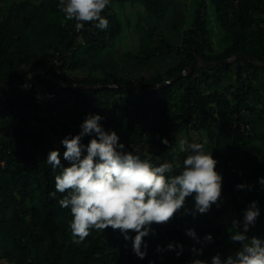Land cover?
<instances>
[{"label": "trees", "instance_id": "trees-1", "mask_svg": "<svg viewBox=\"0 0 264 264\" xmlns=\"http://www.w3.org/2000/svg\"><path fill=\"white\" fill-rule=\"evenodd\" d=\"M56 3L0 0V94L10 95L11 106L0 102V261L190 264L188 249L194 242L184 234L186 228L201 238L213 235L215 243L198 257L210 261L217 252L227 256L235 250L237 245L228 243L231 221L241 218L253 200L261 215L249 236L264 237V196L258 185L252 191L235 188L264 176V0H112L105 13L108 30L86 26L80 33L74 22L63 20ZM209 8L220 50L212 39ZM126 27L135 47L120 52L117 44ZM239 54L248 59L232 61ZM211 64L215 67L209 70ZM25 84L32 87L25 91ZM48 92L56 94L47 105L50 114L56 112L50 118L55 125L40 119L48 128L42 132L29 124L26 110L34 106L33 97L45 99ZM88 113L104 116L106 129L115 130L129 150L151 155L153 163H176L184 156L163 145L161 137L176 148L182 133L184 140L203 142L223 174L221 206L195 219L176 214L167 224L153 225L156 234L145 238L143 260L111 228L74 244L69 210L58 204L62 195H49L59 169L53 172L45 161L50 150L64 151L60 140L76 134ZM227 163L241 170L242 178ZM169 242L184 245L181 256L156 252L157 245L165 248Z\"/></svg>", "mask_w": 264, "mask_h": 264}, {"label": "clouds", "instance_id": "clouds-1", "mask_svg": "<svg viewBox=\"0 0 264 264\" xmlns=\"http://www.w3.org/2000/svg\"><path fill=\"white\" fill-rule=\"evenodd\" d=\"M111 3L112 0H57L56 9L65 22H74L78 33L86 26L107 31L110 21L105 13ZM104 120L98 113L86 114L78 125L79 131L60 140L64 151L56 148L48 152L45 163L53 172L59 169L49 195L52 199L57 193L62 195L58 204L69 210L68 228L74 244L84 243L93 231L111 228L119 230L124 241L130 242L132 253L143 260L148 249L145 238L156 234L153 225L167 224L176 214L195 219L208 214L214 205L221 206L223 174L217 170L213 150L203 142L181 139L178 151L184 154L182 159L153 163L151 155L142 157L138 150H129L115 130L104 127ZM85 138H89L87 143L83 142ZM160 141L174 154L177 152L166 137ZM255 185L264 189V176L258 177L255 184L238 183L235 188L252 191ZM260 215L258 201L248 203L241 218L231 221L233 231L228 234V243L237 247L227 256L217 252L210 261L198 257L205 246L215 243L213 235L201 238L194 228H186L184 234L194 242L188 249L193 256L190 264H264V237L249 236ZM165 251H174L179 257L185 247L179 242H169L165 248L157 245V253Z\"/></svg>", "mask_w": 264, "mask_h": 264}, {"label": "built area", "instance_id": "built-area-1", "mask_svg": "<svg viewBox=\"0 0 264 264\" xmlns=\"http://www.w3.org/2000/svg\"><path fill=\"white\" fill-rule=\"evenodd\" d=\"M90 29L93 30V28H90ZM91 30H90V32H92ZM92 34H93V32H92ZM77 41L82 43L83 37L81 35H79V37L77 38ZM31 87L32 86H30V85L28 87H23V90L28 91ZM9 97H10L9 94H8V96L0 94V102H1L2 106L7 107L8 109L11 108V106L7 102ZM55 99H56L55 92H48L45 99H41L40 96L33 97L32 104L34 106L31 107L30 109L26 110V112L29 114V116L32 117V119L28 120L29 124L32 127L37 128L39 131H42V132L47 131L48 128H47L46 124L45 123L40 124V122H39L40 119L47 120V124H49V125H51V124L55 125V123L53 121H51L50 118L53 116H56V112H52L50 114L48 109H47V105L54 102ZM73 103L74 102L72 100L69 101V108H71L73 106ZM56 130L58 132H61V129L58 126H56ZM218 165H219V162H218L217 166ZM227 166L230 167V171L232 174H235L239 178H242V171L241 170H238V169L232 167V165L230 163H227Z\"/></svg>", "mask_w": 264, "mask_h": 264}, {"label": "rangeland", "instance_id": "rangeland-1", "mask_svg": "<svg viewBox=\"0 0 264 264\" xmlns=\"http://www.w3.org/2000/svg\"><path fill=\"white\" fill-rule=\"evenodd\" d=\"M190 3V2H189ZM188 3V4H189ZM140 11H142L141 9H138ZM128 11V9H127ZM125 10V14L127 13V17L129 18L130 21H133L132 19V16ZM133 11H135V9H133ZM137 11V10H136ZM193 13V9L192 7L190 6L189 7V11H188V15H191ZM207 19L209 20V24H210V28L212 30V34H213V41L217 47V49H221V47H218L217 44H218V39L220 38L219 34H218V30L216 29L217 25H216V22H215V19H214V14H213V11L209 8L208 9V17ZM130 26V25H129ZM133 28V26L131 27ZM214 32V33H213ZM131 33L129 32V28H124V33L119 41V46L117 44V47L119 48L120 52H125V51H130V50H134V44L132 43L131 41ZM181 139H185V135L182 133L179 135L178 139H177V143H178V146H179V142ZM177 151H178V147H177ZM3 264H7L6 262H3Z\"/></svg>", "mask_w": 264, "mask_h": 264}, {"label": "water", "instance_id": "water-1", "mask_svg": "<svg viewBox=\"0 0 264 264\" xmlns=\"http://www.w3.org/2000/svg\"><path fill=\"white\" fill-rule=\"evenodd\" d=\"M240 59H248L246 56H244V55H237L236 57H235V59L234 60H232V61H236V60H240ZM195 63V62H194ZM193 63V64H194ZM206 67L209 69V70H211V69H213L214 67H215V64H211V65H206ZM191 68H192V66H191ZM182 75H179V76H176L175 78H174V80L173 81H175V80H177L179 77H181ZM39 82V81H38ZM38 82H36L35 84H34V86L35 87H37L38 86ZM170 83H164L163 84V86H168ZM258 188H259V193H260V195H262V196H264V189H260V186L258 185Z\"/></svg>", "mask_w": 264, "mask_h": 264}]
</instances>
